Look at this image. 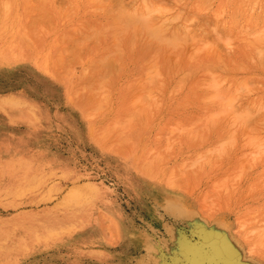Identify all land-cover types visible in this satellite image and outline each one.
Listing matches in <instances>:
<instances>
[{
	"label": "rangeland",
	"instance_id": "374dc122",
	"mask_svg": "<svg viewBox=\"0 0 264 264\" xmlns=\"http://www.w3.org/2000/svg\"><path fill=\"white\" fill-rule=\"evenodd\" d=\"M263 106L264 0H0V264H264Z\"/></svg>",
	"mask_w": 264,
	"mask_h": 264
},
{
	"label": "bare ground",
	"instance_id": "6f19581e",
	"mask_svg": "<svg viewBox=\"0 0 264 264\" xmlns=\"http://www.w3.org/2000/svg\"><path fill=\"white\" fill-rule=\"evenodd\" d=\"M142 2H143V1H142ZM158 3H159V2H158ZM145 5H147V4H144V6H145ZM157 5H158V4H157ZM157 7H158V6H157ZM157 7H156V8H157ZM144 9H146V7H145ZM157 9H159V8H157ZM164 9H165V8H164ZM152 11H153V10H152ZM132 13H133V12H132ZM158 13H159V12H158ZM127 14H128V13H127ZM127 14H125V15H127ZM129 16H130L131 20L133 21V23H132V21H130V19L127 20V18H128ZM129 16H125V18H124L125 21L123 20V23H124V24L132 23L133 26H131V27H132V29H133L134 26L136 25V24L134 25V23L138 20V18H139L140 16H132V15H129ZM141 16H142V15H141ZM144 16H145V15H144ZM144 16H143V17H144ZM146 16H147V15H146ZM126 17H127V18H126ZM143 17H142V18H143ZM175 17H176V16H175ZM142 18H141V19H142ZM120 19H121V18H120ZM122 19H123V18H122ZM163 19H164V18H163ZM172 19H173V18H172ZM139 20H140V18H139ZM139 20H138V21H139ZM170 20H171V19H170ZM126 21H128V22H126ZM138 21H137V22H138ZM142 21H143L144 24H147V25H144V26H143V23H141V24H142V28H141V29H143L144 32H145L149 37H151V38H156V37L159 36V35H157V34L161 31V30L159 29V27H160L159 24H158V28L156 29V28H154V27L157 26V24H155V25H154V24H153V25L151 24L152 26H151V25H148V23H147L146 21H144V18H143ZM142 21L140 20L139 22H142ZM149 21H150V20H149ZM152 21H154V19H153ZM164 21H166V20H164ZM168 21H169V20H168ZM114 22H116V21H114ZM150 22H151V21H150ZM160 23H162V21H160ZM113 25H114V24H113ZM140 26H141V25H140ZM166 26H169V25H166ZM103 28H104V27H103ZM106 28H107V27H106ZM174 28H175V27H174ZM138 29H139V25H138ZM120 30H121V28H120ZM123 30H124V29H123ZM123 30H122V31H123ZM158 30H159V32H156V31H158ZM97 31H98V30H97ZM115 31H116V30H115ZM115 31H114V32H115ZM162 31H163V30H162ZM185 31H186V30H185ZM141 32H142V31H141ZM144 32H143V34H144ZM119 33H120V32H119ZM162 33H163V32H162ZM159 34H161V33H159ZM110 35H111V34H110ZM133 35H134V34H133ZM138 35H139V34H138ZM92 36H93V35H92ZM165 36H166V35H165ZM149 37H148L147 39H149ZM162 37H164V36H162ZM112 38H113V37H112ZM167 38H168V37H167ZM159 39H160V38H159ZM161 39H162V38H161ZM164 41H165V40H164ZM169 41H170V40H169ZM176 41H177V40H176ZM165 42H166V41H165ZM173 42H175V41H173ZM178 43H179V42H178ZM178 43L175 42L174 44L178 45ZM167 44H169L168 39H167ZM176 45H174V46H176ZM180 45H181V44H180ZM180 45H179V46H180ZM171 46H173V45L171 44ZM66 51H67V50H66ZM68 51H69V50H68ZM118 51H119V50H118ZM259 51H260V50H259ZM262 51H263V50H262ZM256 52H257V51H256ZM151 53H152V52H151ZM258 53H260V52H258ZM216 54H218V53L216 52ZM105 55H106V54H105ZM98 62H100L99 59H98ZM150 63H151V62H150ZM151 64H152V63H151ZM151 64H150V65H151ZM109 65H110V64H109ZM114 65H115V64H114ZM147 65H148V64H147ZM150 65H149V67H148V70H150L149 68H151L152 65H155V62H154V64L151 65V67H150ZM152 68H153V67H152ZM154 68H155V67H154ZM148 70H147V72H148ZM155 70H156V69H155ZM251 71H252V70H251ZM145 73H146V72H145ZM146 74H147V73H146ZM146 74H145L144 76H146ZM149 74H151V73H148V76H149ZM156 75H157V74H155V76H156ZM148 76H147V77H148ZM149 77H150V76H149ZM223 78H225V77H223ZM145 79H146V78H145ZM211 79H213V78H210V81H212ZM214 81H215V80H214ZM214 81H212V83H215ZM148 83H149V82H148ZM219 83H220V82H219ZM217 84H218V83L216 82V85H217ZM209 86H210V85H209ZM217 87H218V85H217ZM212 88H213V86H212ZM213 91L216 92V91H215V88H214ZM234 92H235V90H234ZM145 94H146V93H145ZM101 95H102V94H101ZM216 95H220V94H216ZM145 97H146V96H145ZM105 98H106V97H105ZM219 98H220V96H219ZM146 99H148V98H146ZM220 99H221V98H220ZM224 99H225V98H224ZM226 99H227V98H226ZM231 99H232V98H231ZM206 100H207V98H206ZM221 100H222V99H221ZM222 101H224V100H222ZM229 101H230V100H229ZM225 102H226V101H225ZM130 103H131V102H130ZM138 103H139V102H138ZM134 104H135V103L133 102V104H131V105H134ZM139 104L141 105V103H139ZM139 104H138V105H139ZM224 104H225V103H224ZM97 106H98V105H97ZM99 106H100V105H99ZM220 106H222V105H220ZM222 108H224V107H222ZM262 108H264V106H263ZM220 110H223V109H220ZM220 110H219L218 112H215V113H217V114L221 113ZM247 111H248V110H247ZM247 111H246V112L243 111V112H245L246 114H245V113H241V114H244V116H245V115H247ZM211 113H214V112H211ZM215 113H214V114H215ZM248 113H249V112H248ZM217 114H215V115H217ZM241 114H240V116H241ZM208 116H209V115H208ZM241 118H242V116H241ZM242 119H243V118H242ZM237 120H238V118H237ZM262 121H263V120H262ZM263 127H264V126H263ZM226 135L229 136L230 134L228 133V134H226ZM229 138H232V137H229ZM229 138H225L224 141L229 140ZM247 138H248V137H247ZM219 144H220V143H219ZM255 144H256V143H255ZM256 145H257V144H256ZM258 145H259V144H258ZM259 146H260V145H259ZM195 161H197V160H195ZM158 163H159V162H158ZM141 165H142V164H141ZM145 165H146V163H145ZM145 165H144V168H147V167H145ZM181 165H182V164H181ZM170 172H171V171H170ZM170 183H171V182H170ZM261 220H262V219H261ZM259 221H260V220H259ZM263 221H264V220H263ZM260 222H261V221H260ZM263 224H264V223H263ZM263 224H262V225H263ZM258 226H259V224H258ZM260 226H261V225H260ZM260 226H259V227H260ZM240 227H241V226H240ZM259 227H257V228H259ZM262 227H263V226H262ZM256 230H257V229H256ZM261 230H262V228H261ZM263 230H264V227H263ZM252 231H253V230H252ZM254 232H255V231H254ZM263 241H264V240H263ZM263 243H264V242H263ZM263 249H264V248H263ZM219 251H220V250H219Z\"/></svg>",
	"mask_w": 264,
	"mask_h": 264
}]
</instances>
